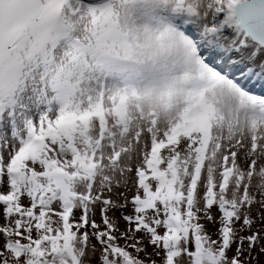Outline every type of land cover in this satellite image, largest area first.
<instances>
[{"label": "snow or ice", "instance_id": "snow-or-ice-1", "mask_svg": "<svg viewBox=\"0 0 264 264\" xmlns=\"http://www.w3.org/2000/svg\"><path fill=\"white\" fill-rule=\"evenodd\" d=\"M264 0H0V264H264Z\"/></svg>", "mask_w": 264, "mask_h": 264}, {"label": "rangeland", "instance_id": "rangeland-1", "mask_svg": "<svg viewBox=\"0 0 264 264\" xmlns=\"http://www.w3.org/2000/svg\"><path fill=\"white\" fill-rule=\"evenodd\" d=\"M259 259L261 262H264V256H260Z\"/></svg>", "mask_w": 264, "mask_h": 264}]
</instances>
